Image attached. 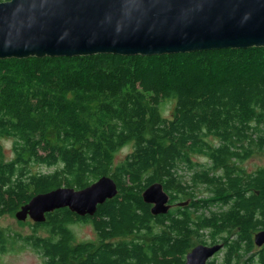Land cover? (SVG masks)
Segmentation results:
<instances>
[{"label": "trees", "instance_id": "obj_1", "mask_svg": "<svg viewBox=\"0 0 264 264\" xmlns=\"http://www.w3.org/2000/svg\"><path fill=\"white\" fill-rule=\"evenodd\" d=\"M258 153L264 48L0 60V218L60 187L103 176L117 187L93 215L57 209L29 236L0 227V252L21 243L45 264H185L194 247L222 244L221 264H264L253 239L264 231V167H243ZM154 183L169 195L166 214L143 200ZM79 225L95 240L76 242Z\"/></svg>", "mask_w": 264, "mask_h": 264}, {"label": "water", "instance_id": "obj_2", "mask_svg": "<svg viewBox=\"0 0 264 264\" xmlns=\"http://www.w3.org/2000/svg\"><path fill=\"white\" fill-rule=\"evenodd\" d=\"M264 48V0H8L0 2V60L160 56L225 49ZM117 193L103 176L82 190L60 187L35 195L15 213L17 221H45L67 208L93 215ZM153 215L171 205L161 183L142 192ZM254 239L264 245V231ZM222 244L198 245L185 264H207Z\"/></svg>", "mask_w": 264, "mask_h": 264}, {"label": "rangeland", "instance_id": "obj_3", "mask_svg": "<svg viewBox=\"0 0 264 264\" xmlns=\"http://www.w3.org/2000/svg\"><path fill=\"white\" fill-rule=\"evenodd\" d=\"M171 105H166V114L168 115L170 113ZM12 140H4L3 141V147L4 148V154L8 160L13 158V150H12ZM128 149H122L117 155L116 159L121 160L124 155H127ZM193 162H202L201 157H193ZM243 167L248 171H253L259 167H264V153H258L253 155L250 159L243 164ZM33 172H47L52 169H48L45 166H32L31 167ZM182 175L184 176V180L188 182L191 177V173L188 170H181ZM207 214V213H206ZM25 223L24 225H20L19 221L16 220L15 217H9V216H3V218H0V227L3 229H9L12 231V233H15V235L25 236L31 233V224H33V221L28 218L23 221ZM73 231L75 234L76 242H85V241H94L95 240V233H93V229L90 225H79L74 226ZM223 249L218 252L212 261H215L216 264H221L222 259L224 256ZM43 258L33 249H30L29 247L18 243L15 245H12L8 247L7 251L0 252V264H45Z\"/></svg>", "mask_w": 264, "mask_h": 264}, {"label": "flooded vegetation", "instance_id": "obj_4", "mask_svg": "<svg viewBox=\"0 0 264 264\" xmlns=\"http://www.w3.org/2000/svg\"><path fill=\"white\" fill-rule=\"evenodd\" d=\"M212 246H213V245H212ZM30 249H31V248H30ZM213 258H214V257H213ZM213 258H212V259H213ZM212 259H210V260L208 261V263L211 262ZM208 263H207V264H208Z\"/></svg>", "mask_w": 264, "mask_h": 264}]
</instances>
